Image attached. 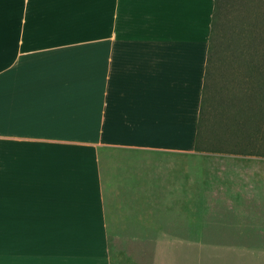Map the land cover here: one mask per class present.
I'll list each match as a JSON object with an SVG mask.
<instances>
[{
    "label": "crops",
    "instance_id": "crops-1",
    "mask_svg": "<svg viewBox=\"0 0 264 264\" xmlns=\"http://www.w3.org/2000/svg\"><path fill=\"white\" fill-rule=\"evenodd\" d=\"M214 12L215 0H0V264H113L129 233L113 224L137 207L151 222L150 175L196 148ZM252 161L264 181V156ZM214 187L264 201V186Z\"/></svg>",
    "mask_w": 264,
    "mask_h": 264
},
{
    "label": "rangeland",
    "instance_id": "rangeland-1",
    "mask_svg": "<svg viewBox=\"0 0 264 264\" xmlns=\"http://www.w3.org/2000/svg\"><path fill=\"white\" fill-rule=\"evenodd\" d=\"M222 1L202 149L164 156V169L143 192L151 222L139 221L144 208L137 207L133 221L113 224L129 225L118 246L112 240L113 264H264V201H230L214 187L264 186L252 161L264 156V0ZM143 230L152 233L138 237Z\"/></svg>",
    "mask_w": 264,
    "mask_h": 264
},
{
    "label": "trees",
    "instance_id": "trees-1",
    "mask_svg": "<svg viewBox=\"0 0 264 264\" xmlns=\"http://www.w3.org/2000/svg\"><path fill=\"white\" fill-rule=\"evenodd\" d=\"M223 1L222 0H215V12H214V19L212 23V30H211V36H210V45H209V52H208V67H207V75H208V70L210 68V63L212 62L213 58V44L214 41H216V38L219 36L217 35V24L219 23L220 19H223L224 12H223ZM207 80V78H206ZM206 83L204 86V95L202 99V105H201V110H200V120H199V129H198V137H197V142H196V149L200 148L202 149L199 145L201 143V136L204 135V130H205V108H206ZM240 126H238L239 128ZM241 131V129H239ZM223 151H228L232 153H242L244 152L241 149H228L226 150L225 148L222 149Z\"/></svg>",
    "mask_w": 264,
    "mask_h": 264
}]
</instances>
